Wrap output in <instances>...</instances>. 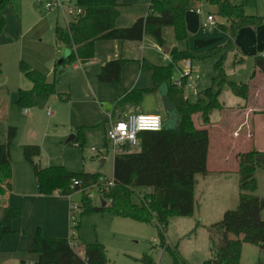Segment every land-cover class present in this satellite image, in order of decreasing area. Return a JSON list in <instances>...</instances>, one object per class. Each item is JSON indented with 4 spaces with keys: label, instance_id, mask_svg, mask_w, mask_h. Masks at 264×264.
Returning <instances> with one entry per match:
<instances>
[{
    "label": "trees",
    "instance_id": "obj_1",
    "mask_svg": "<svg viewBox=\"0 0 264 264\" xmlns=\"http://www.w3.org/2000/svg\"><path fill=\"white\" fill-rule=\"evenodd\" d=\"M82 9L68 21L65 26L56 24L54 29L56 44L69 50L67 57L60 64L81 62L93 59L94 46L97 40H130L140 41L145 34H150L158 46L164 45L162 29L172 27L177 47L169 51L171 61L166 65H152V86L132 92L120 94V102H140L145 93L154 92L162 83H167V95L171 102L181 107L180 121L175 130L144 131L138 137L141 142L139 152H118L113 157V173L115 186L108 194L109 202L103 200L100 205L92 204V200L82 198L83 210L87 213H109L119 217H130L142 222H152L161 231L165 230L171 216H191L197 208L195 200L196 174L206 172L208 133L204 129L210 123L213 110H221L220 90L227 85L232 93L247 100L251 94L250 81L236 82L227 76L223 68L226 52L236 48L235 38L243 27L257 28L264 23V16L247 14L242 4H234L231 0H150L147 13L138 17L128 27H116L115 20L119 15L121 4L118 0H76ZM205 2L217 6V15L226 23L218 24L220 30L227 34L226 41L218 46L193 52L188 48V31L186 12L194 4ZM10 0H0V37L6 25L4 9ZM218 56L213 64V76L210 86L198 93L195 102H189L183 96L182 89L171 83L172 68L182 59L203 60ZM126 60L111 59L104 63L96 75L99 83H110L117 87L120 84L121 70ZM254 67L261 72L264 79V56L255 55ZM19 71L30 80L29 89H18L16 103L19 106L31 105L42 107L55 94L56 78L47 81L45 76L31 68L22 60ZM255 72L250 75L253 79ZM0 85L3 90L4 76L0 66ZM121 96V97H120ZM199 117V128H195L191 116ZM186 125H190L193 138L186 143ZM200 126H204L202 129ZM17 129L8 126L6 139L0 142V201L10 192L12 165L10 145ZM252 138V132H250ZM79 145L85 143L83 127L75 129L72 140ZM106 145V142L105 144ZM185 152L182 159H174L172 154ZM22 155L31 165L38 191L43 196L57 192L60 195L73 194L79 189L73 184L78 179L82 186L99 183L105 179L99 172H75L64 165L42 166L36 159L40 156V147L36 144L22 145ZM264 171V151L254 146L237 155L238 204L234 209L225 210L222 218L211 224L213 234H218V242L212 245V257L202 264H242V244L249 243L264 247V196H257L256 173ZM149 187L151 191L144 194L139 203L131 201V194L138 188ZM21 216L19 207L0 205V245L3 237L16 232L12 221ZM159 224V225H158ZM80 221L74 230L78 232ZM160 245L172 256V264H192L187 262L178 250L172 249L163 234ZM234 236V237H231ZM72 237H46L39 232L31 241L30 252L37 255L32 264H106L104 245L99 242H86L77 234V242L83 247L80 255L70 244Z\"/></svg>",
    "mask_w": 264,
    "mask_h": 264
},
{
    "label": "rangeland",
    "instance_id": "obj_2",
    "mask_svg": "<svg viewBox=\"0 0 264 264\" xmlns=\"http://www.w3.org/2000/svg\"><path fill=\"white\" fill-rule=\"evenodd\" d=\"M40 0H10V5L4 9L6 17L7 35L10 40L5 46L0 47V54L4 60L3 72L6 77V88L0 89V99L4 100V108L0 106V133L5 131L7 126H14L17 133L10 145V154L12 162L13 180L20 177V167L25 165L22 155V145L36 144L40 147V156L37 160L42 166L64 165L68 170L75 172H99L104 178H112L113 157L109 150L103 157L96 156L90 151V146L97 143H84L80 147H75L74 142L65 143L67 137L71 134L69 126L71 123V104L68 101L59 100L58 95H65L59 91L58 74L65 67L60 64V55L56 53L54 29L56 24L65 26L71 19L67 7L64 9L47 10L39 5ZM46 1V0H45ZM234 4H242L247 14L264 16V0H231ZM77 1L71 0V7L76 6ZM201 6L203 14H197L188 10L186 12V21L188 25V48L193 52L203 51L225 42V32L220 30L218 25L211 29L202 27L201 20L208 11L215 15L218 24L226 23L222 16L217 15V6L202 2L194 4L193 7ZM262 27H264L262 25ZM165 44H170L173 38V29L165 27ZM249 29L252 31L248 35ZM261 29V28H260ZM260 36H264L262 28ZM238 37L237 47L226 52L223 68L229 79L239 82L249 81L250 75L255 71L253 64V53L249 52V40L255 34L252 27H246L241 30ZM255 41L250 43L253 44ZM3 45V44H2ZM144 51L151 58H160L163 56L162 49H156V42L150 34H145ZM254 50V49H253ZM14 54L15 56H13ZM242 57V60H240ZM218 56H211L203 60H192V77L196 83V92L193 89L184 87L183 96L189 102H195L199 92L207 88L212 83L213 64ZM23 61L31 68L36 69L42 75L51 81L56 77L55 94L51 95L48 101L42 106H19L16 103L18 88L30 84V80L19 71V62ZM181 67L183 68V61ZM171 61V60H170ZM169 61V62H170ZM167 62V64L169 63ZM180 63V62H179ZM66 65H70L67 63ZM38 66V67H34ZM56 70L54 71V69ZM179 66L172 68V77L180 76ZM55 72V73H54ZM220 102L227 108L237 107L243 104L245 99L232 93L227 85H224L219 93ZM27 108L28 113H24ZM49 108L50 113H47ZM223 109V108H222ZM227 110H213L210 114V123L212 125L231 129L236 125L232 119H228ZM243 114V113H242ZM175 118L172 119L173 122ZM195 128H199L201 123L197 115L191 116ZM170 122V124H171ZM231 125V127H230ZM166 124V130L173 127ZM218 127L211 129L209 151L212 155L214 136ZM254 143L259 150L264 151V112L257 113L254 117ZM188 132L185 134L186 143L188 139L193 138L190 133L191 126L186 125ZM234 128V127H233ZM4 130V131H3ZM215 130V132H214ZM190 132V133H189ZM5 134V132H4ZM2 137L3 135L0 134ZM6 138V137H5ZM103 140V139H102ZM209 140V138H208ZM103 142V141H102ZM101 142V143H102ZM130 150V151H127ZM136 147H128L124 152H131ZM244 149L242 151H246ZM185 152L172 154L174 159H182ZM231 167V166H229ZM201 174H197L195 185V200L197 208L191 216H171L168 219L165 230L161 229L152 222H142L130 217H119L109 213H87L77 215V221H80L78 232L74 227L70 228L73 234L75 244L73 247L82 255L83 247L76 241L77 234L86 242H99L104 245L107 262L106 264H172V256L168 251H164L160 245V235L163 234L166 242L172 249L178 250L181 256L189 263L202 264V262L212 257V245L218 242L219 236H213L210 226L219 221L225 210L234 209L238 204V182L237 172L210 173L203 181ZM257 189L254 192L257 196H264V171L258 170L256 173ZM223 182V183H221ZM207 183L208 185H205ZM202 194L204 204L201 205L199 213V193ZM151 191L147 187L136 189L131 194V201L139 203L140 198ZM201 191V192H200ZM218 191V192H215ZM80 193H74L73 201H80L83 206ZM109 199V198H108ZM92 204L100 205L101 201L93 197ZM234 237V236H231ZM35 257L34 253L25 256L29 263ZM242 264H264V247L249 243L242 244L241 257Z\"/></svg>",
    "mask_w": 264,
    "mask_h": 264
},
{
    "label": "crops",
    "instance_id": "obj_3",
    "mask_svg": "<svg viewBox=\"0 0 264 264\" xmlns=\"http://www.w3.org/2000/svg\"><path fill=\"white\" fill-rule=\"evenodd\" d=\"M118 2L122 4L124 0H118ZM149 2L150 0H127L128 4H123L119 7V15L115 20V26H130L138 17L144 16L147 13ZM262 25L264 26V23ZM262 25L257 28L252 27L256 35H254L253 39L251 38L249 40V46L246 49L253 53V64L255 55H260L264 52V36H260L261 32H263L262 28H264ZM186 27L188 28V25H186ZM243 28H241L236 35L235 45L236 41L239 44L242 43L239 41L238 37ZM5 29L6 25L0 37V47L5 46L6 43L11 41ZM165 30V28L162 29V36ZM250 33L252 34V31L249 29V36ZM225 36L227 39L226 33ZM144 37L145 35L140 41L97 40L95 42L94 57L92 60L85 63L77 61L69 66L65 64V67L59 69L61 72L58 74L59 91L64 92L65 95H58V98L62 101H68L72 106V109L69 106L71 111L69 131L75 134V129L77 127H83L85 143H97L98 145H96V147L104 145L106 142L105 133L109 124L128 112L156 113L162 118V130L171 131L177 128L180 121L181 107H179L177 103L169 100L167 95V83H162L154 92L145 93L140 102L117 103L120 94L151 87L153 83L152 65H166L167 62L171 60L169 52H166L163 47H167L169 51L172 47H177L173 31V38L170 39V44H165L166 40L163 36L164 45H155L157 50L162 49L164 53L163 56L161 58L159 56L157 59L151 58L144 51ZM252 41L255 42L250 45ZM55 45L56 53L58 56L60 55L61 62L64 60L62 57L66 48L61 44H56V42ZM12 55L15 56L14 54ZM116 58H123L126 60L121 70L119 87L110 83H99L96 75L101 66L107 61ZM240 60H242V57H240ZM179 62L177 66L180 68L181 60ZM0 66L4 68V60L1 54ZM55 70L56 68L54 71ZM254 72V78H249L251 84V94L249 98L245 100L243 104H238L237 107L227 108L222 104L223 109L221 110H227L229 112L227 115L228 119H232V121L236 123V125L233 126L234 128L227 129L224 126L218 127L212 124L211 127L205 126L204 128L207 130L209 140L206 157V172L199 175L202 176L201 178L203 181L210 173H236L238 153L252 146L257 148L254 143V117L257 113L264 112V79L261 72L257 69H255ZM3 76L5 85L6 77L4 72ZM31 86L32 84L30 82V84L23 85L21 89H29ZM0 89H2L1 85ZM3 98L5 97L0 99V106L4 108ZM0 118H2V114H0ZM173 118L175 119L171 122ZM173 123L177 124V126L173 127ZM166 124H169V127L173 128L166 130ZM7 127L5 131L3 130L5 134L4 132L0 133L3 135L2 137L0 136V142H4L6 139ZM200 127L202 129L204 126ZM214 127H218L219 129L216 130V132L214 130L216 135H213L215 141L213 142L211 155L209 151V141L211 129H214ZM250 132H252V138ZM129 147H136V149L131 152H139L141 150L140 140L138 145ZM126 148L128 147L121 148V151H124ZM259 148L260 147L257 149L259 150ZM127 151L130 150L127 149ZM38 160H40L39 157ZM102 160L105 161V157H103ZM24 162L25 165L20 167L21 176H17L13 180L12 173L11 190L4 194L0 201V205L19 207L21 209V216L12 221V228L16 232L5 235L1 241L0 264L34 263L37 259L36 254H34L35 257L29 263L26 262L25 256L28 252L30 253L31 241L37 232L46 237H74L70 231L71 226L68 218L69 205L74 194L71 197L60 195L57 192L50 196L41 195L38 191L31 165L28 164L25 159ZM205 185L208 184L205 183ZM209 187L208 185V188ZM147 189L150 190L151 188L147 187ZM205 192L206 190L202 189V192L199 193V201L202 200L201 203L199 202V213H201V205L204 204L202 194Z\"/></svg>",
    "mask_w": 264,
    "mask_h": 264
},
{
    "label": "built area",
    "instance_id": "obj_4",
    "mask_svg": "<svg viewBox=\"0 0 264 264\" xmlns=\"http://www.w3.org/2000/svg\"><path fill=\"white\" fill-rule=\"evenodd\" d=\"M71 0H43L42 7L47 10L56 9L61 10L64 7H67L68 12L71 17L76 16L82 12V9L77 5L71 7L69 4ZM202 2L198 3L201 4ZM192 12L197 14H203V9L201 6L191 7L189 9ZM201 25L204 28L211 29L217 25V20L215 15L208 11L204 18L201 20ZM264 56V52L261 53ZM183 68H180V76L177 78H170L171 83L177 88L183 89L188 87L196 92V83L192 77V62L190 59H184ZM24 112H28L27 108L24 109ZM49 114V108L47 109ZM162 127V118L159 114L156 113H137V112H128L123 116L115 119L112 123L109 124L106 133V145L99 147L92 146L90 151L94 152L96 156L105 157L108 151L110 150L113 155H116L121 151V148L136 146L139 143V133L144 131H159ZM75 147H80L78 142H74ZM73 184L78 185L79 189L74 193H80L83 198L92 200L93 197H97L101 202H109L111 198L108 199V194L111 192L115 186L114 178H105L102 179L99 183H89L85 186L80 184L78 179H73ZM73 193V194H74ZM73 194L66 195L71 197ZM83 207L79 201H71L69 205V224L71 227H74L77 222V215L81 213ZM159 225V224H158ZM70 244L73 246L75 244L74 240H70ZM32 264V263H30Z\"/></svg>",
    "mask_w": 264,
    "mask_h": 264
},
{
    "label": "water",
    "instance_id": "obj_5",
    "mask_svg": "<svg viewBox=\"0 0 264 264\" xmlns=\"http://www.w3.org/2000/svg\"><path fill=\"white\" fill-rule=\"evenodd\" d=\"M42 2H43V0H40V1H39V5H40V6H42ZM163 49H164L166 52H169V50L167 49V47L164 46ZM68 54H69V50H68V49H65V51H64V55H63L62 59H65V58L67 57ZM74 138H75V134H74V133H71V134L67 137L65 143H68V142L72 141ZM37 160H38V158H37Z\"/></svg>",
    "mask_w": 264,
    "mask_h": 264
}]
</instances>
